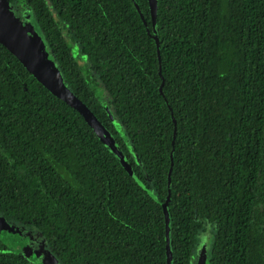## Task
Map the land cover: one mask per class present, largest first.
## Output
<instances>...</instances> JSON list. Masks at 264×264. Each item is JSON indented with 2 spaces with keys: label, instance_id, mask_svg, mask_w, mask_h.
<instances>
[{
  "label": "trees",
  "instance_id": "16d2710c",
  "mask_svg": "<svg viewBox=\"0 0 264 264\" xmlns=\"http://www.w3.org/2000/svg\"><path fill=\"white\" fill-rule=\"evenodd\" d=\"M26 3L117 149L0 40V214L62 264H169L170 189L171 264L204 232L205 264H264V0ZM0 264L43 263L0 239Z\"/></svg>",
  "mask_w": 264,
  "mask_h": 264
},
{
  "label": "water",
  "instance_id": "95a60500",
  "mask_svg": "<svg viewBox=\"0 0 264 264\" xmlns=\"http://www.w3.org/2000/svg\"><path fill=\"white\" fill-rule=\"evenodd\" d=\"M150 8L152 12L153 24L156 22L157 12V0H149ZM144 23L147 26V30L151 33L148 26V21L145 15L141 12L139 5L135 2ZM8 6L5 0L0 2V40L12 50L25 64V66L32 71L35 76L44 85L55 93L57 96L66 100L70 105L75 107L82 113L85 119L91 124L93 129L103 140V142L112 150H116V142L112 137L111 133L105 127V125L99 120L96 114L89 108V106L80 99L65 83L63 76L58 69L54 66L52 61L49 59L46 52L45 46L41 40L31 32L25 30L15 18H13L8 12ZM10 11V10H9ZM156 40L158 53L160 55V41L157 35H153ZM164 84V80H163ZM163 84L160 86V91L163 93ZM176 124V119L174 118ZM176 134V127H175ZM174 160L171 154V167L169 171V182L171 181V172L173 169ZM171 190L169 189V195L163 204L164 213L166 216V240H167V251H168V263L171 264V250H170V216H169V200ZM0 239L6 244L15 249L20 246V233L18 229H15L13 225L3 216L0 215ZM206 263V255L202 254L199 264Z\"/></svg>",
  "mask_w": 264,
  "mask_h": 264
},
{
  "label": "rangeland",
  "instance_id": "374dc122",
  "mask_svg": "<svg viewBox=\"0 0 264 264\" xmlns=\"http://www.w3.org/2000/svg\"><path fill=\"white\" fill-rule=\"evenodd\" d=\"M26 4V0H20L19 9H16L14 6L9 5L7 3L8 9L10 11L8 9L6 10H8L12 17L14 16L13 18H15L25 30L31 32L41 40V42L45 46L49 59L52 61L53 65L57 67L53 55L47 49L46 42L38 26L36 17L32 9L26 6ZM78 53L80 54V51L78 52L77 50L76 54L78 55ZM100 95L102 96L103 93L100 92ZM10 224L13 225L15 229H18L20 233L21 243L18 249L21 248L23 254L30 256L32 259L39 263L41 262L43 264H62L50 248L46 238L40 232L34 230H27L22 225H18L12 222H10ZM212 241L213 237L208 235V233L204 232L201 235V243H199V247L196 251L194 264H199L202 254L207 253V250H209L210 246L212 245Z\"/></svg>",
  "mask_w": 264,
  "mask_h": 264
}]
</instances>
